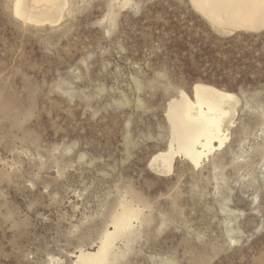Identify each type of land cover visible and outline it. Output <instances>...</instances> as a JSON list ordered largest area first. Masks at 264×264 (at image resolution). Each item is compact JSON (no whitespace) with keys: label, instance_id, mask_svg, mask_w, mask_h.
<instances>
[{"label":"rangeland","instance_id":"1","mask_svg":"<svg viewBox=\"0 0 264 264\" xmlns=\"http://www.w3.org/2000/svg\"><path fill=\"white\" fill-rule=\"evenodd\" d=\"M69 2L34 25L0 0V264H75L127 203L107 264H264V30L219 35L190 0ZM197 83L240 99L229 140L161 175L167 105Z\"/></svg>","mask_w":264,"mask_h":264},{"label":"bare ground","instance_id":"2","mask_svg":"<svg viewBox=\"0 0 264 264\" xmlns=\"http://www.w3.org/2000/svg\"><path fill=\"white\" fill-rule=\"evenodd\" d=\"M12 2L14 16L25 24L34 25H52L61 21L64 9L70 3L69 0ZM190 2L194 10L208 21L219 35L230 36L237 32L259 33L264 30V0ZM239 102L241 101L235 94L203 83L194 85L192 97L181 91L167 105L166 118L170 134L167 150L154 156L150 168L161 175L169 174L178 158L199 168L211 155L226 147ZM127 204L121 206V211L113 216V231H106L98 251H81L75 264L110 262L108 247L114 240L122 237L123 232L141 216L138 208Z\"/></svg>","mask_w":264,"mask_h":264}]
</instances>
